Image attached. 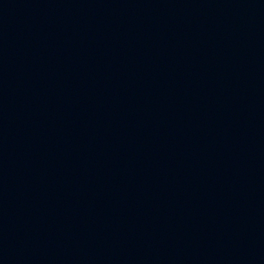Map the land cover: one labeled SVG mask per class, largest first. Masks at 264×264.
<instances>
[{
  "label": "water",
  "instance_id": "water-1",
  "mask_svg": "<svg viewBox=\"0 0 264 264\" xmlns=\"http://www.w3.org/2000/svg\"><path fill=\"white\" fill-rule=\"evenodd\" d=\"M0 264H264V0H0Z\"/></svg>",
  "mask_w": 264,
  "mask_h": 264
}]
</instances>
